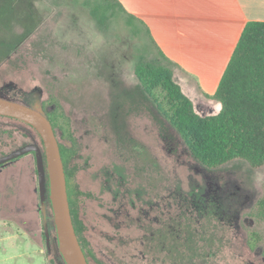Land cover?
Segmentation results:
<instances>
[{"label": "rangeland", "instance_id": "rangeland-1", "mask_svg": "<svg viewBox=\"0 0 264 264\" xmlns=\"http://www.w3.org/2000/svg\"><path fill=\"white\" fill-rule=\"evenodd\" d=\"M131 28L119 19L100 29L87 0H0V96L41 106L53 94L63 104L91 264H264L263 245L249 246L252 230L264 237V222L251 216L264 165L207 168L192 156L143 91L135 73L143 42ZM197 104L202 115L219 111ZM59 141L71 145L60 131ZM30 145L45 148L34 127L0 116V161ZM3 163L0 261L2 250L26 248L5 240L31 236L41 262L66 264L48 199L42 210L37 153ZM175 241L200 254L179 257Z\"/></svg>", "mask_w": 264, "mask_h": 264}, {"label": "trees", "instance_id": "trees-1", "mask_svg": "<svg viewBox=\"0 0 264 264\" xmlns=\"http://www.w3.org/2000/svg\"><path fill=\"white\" fill-rule=\"evenodd\" d=\"M87 5L100 29L124 19L132 27V33L141 39L143 45L138 47L135 73L143 91L179 133L197 161L207 168L220 167L235 159H244L252 167L264 165V21H249L244 27L213 95L221 108L217 113L202 115L175 80L176 63L165 55L142 19L129 12L120 0H87ZM40 104V109L51 120L58 138L60 131V135L71 142L70 146L60 142V148L75 229L91 264L90 258L96 256L85 234L86 225L79 212V196L84 192L79 188L75 169L71 166L77 154V139L72 131L71 119L61 101L53 94L46 103ZM29 105L36 106V102ZM3 165L1 163L0 167ZM251 216L264 222V195L251 211ZM180 244L175 241L171 246L179 257L193 260L194 256L200 254L198 247L190 245V242L179 249ZM259 244L263 245L264 254V237L259 231L252 230L249 246L255 249Z\"/></svg>", "mask_w": 264, "mask_h": 264}, {"label": "crops", "instance_id": "crops-1", "mask_svg": "<svg viewBox=\"0 0 264 264\" xmlns=\"http://www.w3.org/2000/svg\"><path fill=\"white\" fill-rule=\"evenodd\" d=\"M120 1L146 23L159 47L176 63L174 78L196 109L199 110L200 102L206 105L204 110H220L213 95L246 24L264 21V0ZM13 238L5 241H24L26 248L2 250L0 264H45L41 262L37 239Z\"/></svg>", "mask_w": 264, "mask_h": 264}, {"label": "water", "instance_id": "water-1", "mask_svg": "<svg viewBox=\"0 0 264 264\" xmlns=\"http://www.w3.org/2000/svg\"><path fill=\"white\" fill-rule=\"evenodd\" d=\"M0 115L16 118L33 126L40 133L45 146L44 151L39 146H27L18 153L1 160L0 164L15 159L23 153L30 151L37 153L42 210L46 215V201L50 198L59 250L65 263L90 264L75 229L60 141L51 120L43 113L38 104L31 106L3 96H0ZM44 229L49 245L50 229L47 219L44 222Z\"/></svg>", "mask_w": 264, "mask_h": 264}]
</instances>
